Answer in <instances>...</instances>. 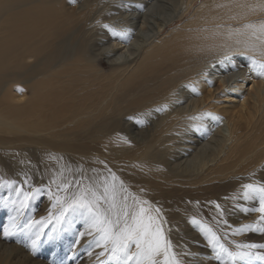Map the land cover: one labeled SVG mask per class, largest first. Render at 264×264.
<instances>
[{"label":"bare ground","instance_id":"6f19581e","mask_svg":"<svg viewBox=\"0 0 264 264\" xmlns=\"http://www.w3.org/2000/svg\"><path fill=\"white\" fill-rule=\"evenodd\" d=\"M112 1L0 0V86L15 88L0 97V149L47 156L54 171L71 153L98 168L95 182L113 173L148 203L135 208L158 217L178 264H217L210 239L186 247L179 234L194 229L179 227L200 219L219 244L255 245L264 214L244 186H264V0H154L149 12ZM136 112L140 137L126 120ZM11 197L0 193L1 225ZM2 228L0 264H47Z\"/></svg>","mask_w":264,"mask_h":264},{"label":"rangeland","instance_id":"374dc122","mask_svg":"<svg viewBox=\"0 0 264 264\" xmlns=\"http://www.w3.org/2000/svg\"><path fill=\"white\" fill-rule=\"evenodd\" d=\"M133 1H138V0H132V3L135 6H137ZM142 2L140 0L141 6L138 7L141 8L143 7L142 8L143 11L146 12L148 10L149 12V7L152 5L151 3L155 1L142 0ZM115 4H116L115 0H113L110 5L105 6L103 5V3L100 2L97 3V6H101V7L105 6L107 9H113L115 7ZM14 90L15 88L14 86L12 87L11 84H9L6 88L0 86V97L3 95V93L7 91L13 95L12 91ZM25 91L27 92V95L30 96L33 90L30 88H26ZM139 114L140 112H136L135 114L129 116L126 119L127 122L130 123V128L137 133V137H140ZM82 141H89V140L84 138L82 139ZM16 145H10V147L13 146V148L18 150L19 148ZM35 147L43 148L39 144H37ZM15 149L10 150L8 152L4 148L0 149V159H4L5 163H3V166H6L7 168L6 170L4 169L3 166L0 167V169L4 170V172L0 170L2 172V174L0 173V193H3L5 197L7 196L10 198H12L11 194H13L19 200L18 203L16 201V203H14L11 206L13 207L11 208V211L9 210L11 212L12 218L8 217L9 211H8V204L6 203L7 205L5 206L6 208L5 211H3V218H8L9 222L6 219L4 220L5 224L2 223L4 225H1L0 223V226L3 227L2 229L5 230L8 227L11 230L10 225L15 224V228H12V230L17 232L14 234H18V236H20V238H18L17 240L20 241V244L22 245V246L20 245V247L24 246L25 251L28 250L27 251L28 253L29 252L31 254L33 253L34 255H36V257L46 261L47 264H51V263L57 264L58 261H60L61 264H66L65 260L69 257H71L68 260L70 261L71 259L70 264H85L89 261H91L89 262L90 264H101V262H103V264H113L112 261L108 259V253L101 255V253L104 252V249L102 246L100 247L97 246V241L99 240V233L94 231L93 234L88 235L89 232L92 233L93 230L89 228V220L86 215L76 214L71 218L65 219L60 224L56 223L55 217L59 214L60 211V207L56 200V197L59 196L62 198H67L73 195V193L78 192L81 186H86V185H91L95 189L98 188L97 189L98 193L100 192L99 194H102L104 190L103 185L106 179H108L107 181H109L110 183H114L116 185L117 188L116 202L118 205H122L124 203V197L126 196L127 204L132 205L131 207H135V203L137 199L139 200V196L124 181L122 180L119 181V179L113 181L112 180L113 173L109 171H108L109 173L107 174H106L107 171L103 172L104 174L103 176L102 174L99 175L101 182L93 181L94 179H96V176L98 175V171H97L98 168L92 163L84 162L80 160L77 156H72L73 154L71 153L70 154L66 153V151H60V152L63 153V155L64 154L71 155V156L64 155L65 156L64 158H66L69 161L68 166L66 165V168L62 169L61 171H54L55 160L51 158H47V156L46 157L41 156L40 154H29L28 157L29 160L27 161V159H25L24 156L19 155L21 151L19 150L16 151ZM10 152H14V153L12 154ZM25 160L29 163H27ZM12 167H14L13 170H11ZM8 169H10L11 172ZM9 172L11 177L10 179L8 178L9 175H7V177L2 176L3 174H7ZM54 173L55 174L59 173L60 175L63 174L61 176L62 179L58 180V182H55L57 180L53 181L52 179H50L51 174ZM12 174L17 178L11 176ZM19 174L20 175L23 174L22 177ZM90 174H92V177L86 178V176ZM257 180L259 182L260 181L264 182V174H261L260 177L258 176ZM96 183L99 185H96ZM64 185H68L69 187L65 188ZM121 185L126 191H120L119 187H121ZM25 192L31 193V195L22 205L21 201L24 200L23 193ZM8 194H10V196ZM253 195L254 196L257 195L256 197L260 198L259 193H253ZM147 201L152 203V201L149 200ZM225 201L231 202V200L228 198H226ZM100 204L102 208L108 207V204L104 200L103 201L101 200ZM231 204L232 205L228 208V212L229 211H231L230 213L236 212L237 211L236 208L239 207L238 202L237 203L231 202ZM0 206L2 205L0 204ZM232 207H234L235 210L232 209ZM38 217L39 219H37ZM12 220H14L13 222L15 223H13ZM184 220H185V224L179 228L183 230V229H188L189 227L192 226L190 229L191 230L194 229L192 231L194 233V237L191 239V237L188 236L186 233H180L178 237L179 240L177 242L184 243L186 247L190 246L191 244L192 249H194L197 242L202 241L206 243L210 239V232L212 229L211 227L206 226L203 222L200 221V219L197 220V219H191V217L190 218L184 217ZM263 224H264V220L262 219L260 224L253 227L254 229L251 228L252 231L251 237L252 239L256 240L255 246L257 245L256 247H254V250H256L254 255L255 259L247 258L246 260L243 261L237 260L236 264H264V260L258 258V256H264V247H262L264 246V231L260 230L264 228ZM173 226H174L173 227L174 230H178V228H176L177 225H173ZM37 233H39V239H37ZM81 233H84L85 238L84 236H81ZM243 233L246 234V232H242V234ZM33 240H36V246H35L36 252L32 251ZM37 240H39L41 243L37 244ZM79 241L80 242L84 241V243L82 242L83 244H81ZM175 243L172 246H174ZM238 243H240V241L237 242V245H239ZM249 243L250 241H248L247 243L244 242V244H249ZM222 244L233 252L237 251L235 248H231L230 244H228L227 242H224ZM217 247L218 246L216 247L213 246V248L211 249V256L213 259H216L214 260L215 263L222 264V260H226V257L223 254H221V259H217V255L219 253V248ZM247 250L248 249H244V251ZM172 251L173 250L171 249V252ZM191 253L193 252L191 251ZM178 254H187V256H189L188 254H190V252L189 251H185L183 253L178 252Z\"/></svg>","mask_w":264,"mask_h":264},{"label":"snow or ice","instance_id":"6c2138e0","mask_svg":"<svg viewBox=\"0 0 264 264\" xmlns=\"http://www.w3.org/2000/svg\"><path fill=\"white\" fill-rule=\"evenodd\" d=\"M261 30L264 31V25L261 26ZM261 69V74L264 75V65H261ZM205 115H211V113ZM116 179L118 178L113 174L112 180ZM64 187L68 188L69 186L64 185ZM244 187L245 199L252 198V193H259L260 207L258 211L264 214V186L257 187L248 184ZM103 188V194H99L93 186L86 185L81 186L78 192L67 198L57 196L56 200L60 211L55 217L56 223L60 224L76 214L86 215L89 220V228L99 233L97 246H102L104 249L101 255L108 253V259L114 261L115 264H178L174 253L171 252V244L165 238L158 222V217L148 214V210L142 206L138 208L129 206L126 196L124 203L118 205L116 202L117 188L114 183L105 180ZM120 191H126L122 185ZM30 195L31 193L28 192L23 193L22 205ZM101 200L108 204L107 208L101 207ZM136 203L141 205L147 202L137 199ZM156 212L158 213L159 209H156ZM10 227L15 228V224ZM248 227L250 226H244V228ZM260 230L264 231V228ZM4 234L5 236L9 235L8 228L5 229ZM83 235L84 233H81V236ZM37 239H39V233H37ZM210 243H213L214 247H219L217 259H221V254L226 257V260H222V264H236L237 260H246L253 255L251 249L256 247L255 245H237L238 250L233 252L223 244H219L214 233L210 238ZM32 246L35 249L36 240H33ZM258 258L264 260V256H258Z\"/></svg>","mask_w":264,"mask_h":264}]
</instances>
